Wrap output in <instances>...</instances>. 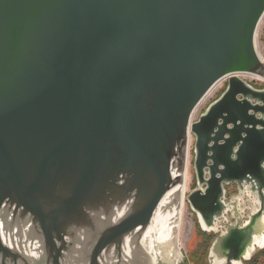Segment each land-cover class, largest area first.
I'll return each mask as SVG.
<instances>
[{
	"label": "water",
	"instance_id": "water-1",
	"mask_svg": "<svg viewBox=\"0 0 264 264\" xmlns=\"http://www.w3.org/2000/svg\"><path fill=\"white\" fill-rule=\"evenodd\" d=\"M263 17L264 0H0V264H69L78 250L75 264H129L127 236L151 223L174 143L222 79L192 125L187 201L211 232L231 211L229 186L252 196L250 221L213 246L250 259L264 231V88L243 75L264 73ZM30 217L36 261L2 233L6 221L15 243Z\"/></svg>",
	"mask_w": 264,
	"mask_h": 264
},
{
	"label": "bare ground",
	"instance_id": "bare-ground-1",
	"mask_svg": "<svg viewBox=\"0 0 264 264\" xmlns=\"http://www.w3.org/2000/svg\"><path fill=\"white\" fill-rule=\"evenodd\" d=\"M256 43L257 41H255V44ZM256 48H257V52H258L260 59L263 60L261 57V54L258 51L257 44H256ZM244 75H251V76H256V77L261 78L259 75L254 74V73H246ZM223 80L224 79L220 80L211 89V91ZM211 91L208 93V95L211 93ZM208 95H206L204 99H206ZM202 102L199 104V106L202 104ZM197 108L195 109L194 112H192V115L190 116V121L188 122L186 126L184 137L182 139L178 138L175 141L174 146H173V153L170 159V169H169V172L172 177V185L163 195L157 209L155 210L152 221L149 224V226L146 228V230H141L140 228L136 230V232H139V235L141 234L140 240L137 241V235H135L136 232L127 236L125 240L124 248H123V252H124L123 256H124V259L129 264H158L159 258L163 259L162 257L165 256L166 254L170 255L171 253V256H173L174 250L171 249L169 253H166L165 251L166 248L164 249L165 245L163 244L173 243V241L176 243V240H177L176 235L178 234L177 232L179 231L180 219L183 216L182 214H183V210L185 207V202L188 203L187 197L193 191L192 190L191 192L187 194V188H188L187 178H188V167H189V157H190L189 155H190V150H191L190 146H191V140H192L191 136L194 135L192 132V125L195 122L194 115H195ZM226 201H229V200H226ZM133 203L134 201L131 200L127 202L125 205H123L122 207L115 210L114 213L110 216L111 222H114L115 224H117L118 221H120L125 216V214L131 210V206ZM228 203L229 205H232L233 209L236 212H238L237 205H236L238 204L237 201L234 203L233 201L228 202ZM199 218L200 217L198 216V219ZM27 219H28V224H25L23 226L20 225L19 227L20 231L19 229L18 231L21 233V236L20 238L17 237V241L15 243L13 242L15 234L11 230H8V231L5 230L6 221H4L5 223L4 227L2 226L3 227L2 229L3 240L8 245H11V244L16 245V247H18V249L21 252L27 254L29 257H32V259L36 261L37 258H39V255L42 254V248H44V246L42 243L41 236L40 237L33 236V232L39 233L35 222L32 220L31 217ZM238 222H240V225H242L241 221H238ZM248 222H246L245 224H247ZM218 225L220 226L221 222ZM217 229H218V226L214 227L211 231H217ZM207 231L209 232V230ZM78 240H79V243L81 244L82 240L80 236L78 237ZM255 246L259 248H262L264 246V231H262V234L260 236L255 238ZM81 251L83 250L81 249ZM78 252L79 250L77 251L76 256L79 255ZM177 254H175L176 259L178 258ZM76 256H72L70 258L67 257L68 260H66V262L69 261V264H75ZM105 260L108 262L117 261V256L115 252L112 251L111 253L106 255Z\"/></svg>",
	"mask_w": 264,
	"mask_h": 264
},
{
	"label": "rangeland",
	"instance_id": "rangeland-1",
	"mask_svg": "<svg viewBox=\"0 0 264 264\" xmlns=\"http://www.w3.org/2000/svg\"><path fill=\"white\" fill-rule=\"evenodd\" d=\"M257 46L258 51L261 54V57L264 62V18L261 21L258 30H257ZM252 85L258 88H264V73H261V78L251 75H243ZM227 87V80L221 81L207 96L202 104L197 108L194 120L197 121L203 112L209 107V105L215 101L221 94L225 91ZM191 140V150L189 157V167H188V178H187V194L191 192L195 185L197 184L196 170L194 162L195 154V143L196 137L192 135ZM246 194V193H245ZM242 194L238 191L236 185H231L228 188L227 197L229 202L233 201V198L238 199V209L239 214L232 212L233 207L231 205V211L226 214V222L235 224L237 219H242L247 221L249 217L257 211L258 203L256 200L251 198L247 194L246 197H250V201L246 197H242ZM241 196V197H240ZM181 208V207H180ZM183 216L180 219V227L178 234L176 235V243H164V249L166 248V253H169L171 249L174 250L173 256L165 255L159 258L158 264H219L218 259L212 256L213 250L209 252L211 242H214V235H211V232L204 231L199 222L197 213L193 210L189 202H185V207L183 210ZM221 220V226H224L225 220ZM245 219V220H244ZM223 228V227H222ZM221 229V228H220ZM222 230V229H221ZM210 239V240H209ZM216 240V239H215ZM169 244V245H168ZM176 244V245H174ZM253 248V249H252ZM248 256H251L250 259L239 262H234V264H264V246L262 248L251 246L249 248ZM178 252V254H177ZM175 254L178 258L176 259ZM216 257V256H215ZM249 258V257H248ZM165 259V260H164ZM167 259V260H166ZM123 261H121L122 264Z\"/></svg>",
	"mask_w": 264,
	"mask_h": 264
},
{
	"label": "flooded vegetation",
	"instance_id": "flooded-vegetation-1",
	"mask_svg": "<svg viewBox=\"0 0 264 264\" xmlns=\"http://www.w3.org/2000/svg\"><path fill=\"white\" fill-rule=\"evenodd\" d=\"M233 185H236V184H233ZM197 186V184L195 185V187ZM194 187V188H195ZM236 187H237V185H236ZM237 189H238V187H237ZM238 191H239V189H238ZM242 197H246L247 196V194H242L241 195ZM240 196V197H241ZM249 201H250V197L248 198V197H246ZM251 198H253V197H251ZM238 202L239 200L238 199H236V197L235 198H233V203L234 202ZM237 205V204H236ZM239 205V204H238ZM238 205H237V211L238 212H236L234 209L232 210V212H235L237 215L239 214V209H238ZM258 209V208H257ZM253 214H255V212L253 213ZM253 214L251 215V216H253ZM226 215V214H225ZM251 216L249 217L250 219H251ZM226 217V216H225ZM221 219H223V218H221ZM223 220H225V222H224V226H219V225H217L218 226V229H217V231H211V235H214V242L212 241L211 242V245H210V249H209V252L211 253V251L213 250L214 252L212 253V256L215 258V260H216V258L218 259V261L220 262L219 264H234V262L235 261H228L227 259H226V257H225V255L223 254V252H219L217 249H214L213 248V246H214V244H215V242H216V240L218 239V238H220L222 235H224V234H226L227 233V231H228V229L229 228H231V226H233V224L231 225V223H228V222H226V219H223ZM245 220V219H244ZM249 220V219H248ZM248 220L247 221H243L242 219H237V221L235 222V224H239L240 225V222H238V221H241L242 222V225H240V226H244L245 225V223L246 222H248ZM250 221V220H249ZM216 227V226H215ZM223 227V228H222ZM222 230H221V229ZM216 239V240H215ZM210 240V239H209ZM216 256V257H215Z\"/></svg>",
	"mask_w": 264,
	"mask_h": 264
}]
</instances>
